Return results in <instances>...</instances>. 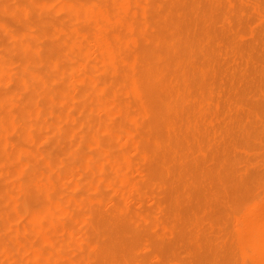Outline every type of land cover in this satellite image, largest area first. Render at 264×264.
Listing matches in <instances>:
<instances>
[{
  "label": "bare ground",
  "instance_id": "6f19581e",
  "mask_svg": "<svg viewBox=\"0 0 264 264\" xmlns=\"http://www.w3.org/2000/svg\"><path fill=\"white\" fill-rule=\"evenodd\" d=\"M21 1L0 0V12L10 22L0 20L3 40L7 43V45H4L5 42L0 44V85H5V88L8 87L7 89L3 88L4 90L0 89V264H76L74 259L71 258L76 252L71 257L69 256L71 251L67 252V245L68 243L70 245L72 238L75 237L74 239L77 242L79 241L77 239L79 237L75 235L73 237V230L75 229H72L70 223L74 216H71L72 213L70 214L69 208L77 205L79 201L86 200L89 204L92 201L85 196L77 199L74 196L67 195L65 194L66 189L62 193L57 191L59 189L57 185L66 183V179L72 174L70 170H73V167L66 163L64 154L53 157L40 150L42 146L39 147V144L44 142L52 147H60L61 141L68 140L69 149L72 152L85 150L81 153L79 151V159L77 156L74 160L75 162L78 159L80 166L84 169L85 174L82 173L81 168L76 166L77 170H81V176L90 175L89 177H92L89 181L84 180V190H96L101 185L105 188L110 186L118 193L120 187L125 185L130 190L136 191L139 189V185L133 179V176L137 175V171L133 170L136 175L131 173L132 158H130L129 150H134L137 153L131 154L134 156L133 158L136 159L135 154L138 155L139 159L148 162L149 167L154 164V160L161 158L162 172L164 170L165 173L169 170L168 165L171 163V158L166 157L165 153L166 149L171 146V141L170 144H167L162 136L155 137L152 135L155 132H153V128H158L169 135L170 132H175V127H177V125L170 124L173 119L168 122L165 113L169 109L162 105V102H165L168 96L178 97L181 102L179 100L177 102L181 104L182 100L183 103L186 102L185 99L188 100L194 94H191L194 85H192V81L195 80L196 74H199L200 71L201 76L207 70L204 72L202 69L205 65H202L203 67L199 65L198 67L195 65L196 62L186 61V59L182 62L183 60L181 61L178 57L181 52L178 45L176 49L171 51L163 46V43L169 37V34H167L168 29H175L176 23L180 24L181 22L177 18L174 19V15L183 8H180L182 0ZM198 1L200 2V0ZM199 2L196 1V3ZM183 4H185V0H183ZM184 9L185 7L181 10V15L178 16L185 17L182 12ZM194 9L191 11H194ZM184 12L191 20L188 11ZM56 14H60V17L57 15L58 18L46 20L48 15L50 17ZM150 15L151 19L147 20ZM146 16L148 17L146 18ZM183 19L182 22H185L186 18L180 20ZM11 23H14V27ZM189 23L191 22L189 21ZM183 29H181L182 31L180 28L178 30L181 32V36L179 35L181 38L182 35H185ZM178 31L177 33H179ZM177 33L172 34L175 36L178 35ZM195 33H193L194 36ZM203 34L202 38L204 39ZM205 36L206 38L209 37V33ZM174 38L178 37L175 36ZM199 39L201 40V38ZM169 41H172V39H169ZM192 42H190V45L188 41L189 48L193 45L194 42ZM191 52L194 53V48ZM6 53L14 54L18 64L15 65L10 56V58L6 57ZM192 55L197 58L195 54ZM192 55H190L191 58ZM203 56L202 58L207 59ZM195 57L192 59L193 61H196ZM183 63L184 73L181 75L183 85H178L179 75H173L172 72L170 74L169 71H172L173 66L178 67ZM34 66H40L43 70L40 71ZM206 66L209 67L207 64ZM181 72L179 67V73ZM101 73L107 76L110 73L112 76H116L117 79H115L116 77H110L112 79L108 82L106 78L101 79L103 76H98ZM198 77L196 76V78ZM125 83L126 91H129L130 94L128 100L120 98L123 92L122 84ZM179 83L182 84V82ZM200 83L202 84V82ZM201 90L204 91V87ZM204 93L207 94V92ZM204 93L203 95H205ZM208 93L210 92L208 91ZM208 97H212V94ZM199 98L201 99V97ZM196 99L198 101L197 97ZM191 100L190 98L189 101ZM194 103L191 105H196ZM200 103L203 107V103L201 101ZM191 105L190 107L187 106L188 109L191 108ZM193 106L192 110L193 108L197 110ZM206 106L204 105V107ZM180 107L182 108V106ZM182 109L185 110L186 108ZM202 109L199 107L200 112ZM206 110L208 111V108ZM206 110L204 108V111ZM200 112L198 111V115ZM173 113H171L172 116ZM188 113L185 115L184 112L183 115L188 116ZM202 113L201 116L204 114ZM192 115L191 118L195 117ZM176 117L174 118L176 119ZM189 117H186V119L188 120ZM196 117L198 118V116ZM211 117L208 118L210 122ZM182 119L180 116V122L179 120L176 122L180 124ZM194 119L196 120V118ZM208 119L206 117V121ZM93 120L95 122L94 126L91 125ZM215 121L217 120L214 119ZM191 122L194 123L195 121H190V125H188L192 130L196 126H192ZM208 122L205 124L210 125V122ZM186 125L183 126L188 129ZM212 125L214 127V124ZM197 127L196 130H199V125ZM180 129H177V132L183 131ZM206 130L207 128H205ZM197 132L199 134L200 131ZM212 132L214 133L213 130ZM181 135V138H179L183 140V135ZM212 135L211 138H213ZM202 136L200 135V140H202ZM167 137L169 139V136ZM190 137L195 136H191L190 132ZM186 139H184V143L187 141ZM191 140H194V138ZM175 144H177L176 141ZM187 144L190 145V141ZM180 146H182V143ZM182 149L184 148L182 147ZM172 150L170 149V153H172ZM157 154L163 157H158ZM175 154L173 155L175 156ZM148 174H146V177ZM76 175L79 176V174ZM141 183L139 184L142 187L143 184L141 185ZM78 184V182H74L71 187H77ZM100 191L102 193V188L98 193ZM96 199V202H98L102 198L98 197ZM259 201L261 200L259 199ZM96 202L94 201L92 204ZM100 202L98 203H103L102 200ZM110 204L112 205V203ZM96 207L98 206L94 208ZM109 211L111 210L109 209ZM120 211L121 206H118L114 209V214L118 215ZM81 212L79 211V213ZM93 215L92 212L89 213V216H86L87 221L79 215L74 221H83V224L90 222L89 226H92L91 218ZM14 218L17 219L16 223H12ZM152 218L154 219V217ZM111 219L114 220V218ZM163 220L165 221L164 218ZM110 221L109 223L112 224L113 221ZM236 221L237 244L240 249L241 264H264V202L258 206L256 205L255 208L252 206L251 209H247L241 216H237ZM150 222L163 228V232L167 227L162 219L159 222L154 220ZM109 225L107 226L109 227ZM170 225L172 227V224ZM85 226L83 227L85 228ZM93 229H96V227ZM169 229L167 228V230ZM84 232H86L84 234H87L86 229ZM160 232L162 233V231ZM83 238H80L81 241ZM97 239L95 243H89L86 239L82 243L85 242L87 247L93 246L100 250L99 240L97 241ZM81 241L79 242L81 243ZM101 241L103 242V239ZM105 243L107 242L104 241ZM84 250L81 251L85 252ZM91 250H94V248H91ZM155 252L154 254H156ZM85 256L88 260L91 258L89 254ZM85 256H81V260L85 259ZM95 256V259L99 261L98 264H104L100 252L96 253ZM106 259L108 258L106 257ZM110 264L116 263L112 261Z\"/></svg>",
  "mask_w": 264,
  "mask_h": 264
},
{
  "label": "rangeland",
  "instance_id": "374dc122",
  "mask_svg": "<svg viewBox=\"0 0 264 264\" xmlns=\"http://www.w3.org/2000/svg\"><path fill=\"white\" fill-rule=\"evenodd\" d=\"M11 1L18 2V0ZM196 1L199 2L198 0H185V4H183V0L181 1L184 6L180 3V8L185 7L184 11H188L191 20L188 19L189 16L187 13L185 14L184 11L182 12L185 17L178 16L179 14L181 15V10L183 8L178 10L174 15V19L177 18V20L181 22L178 24L176 23L178 21L175 20L176 28L168 29L167 34H169L170 38L168 37L167 41L163 43L164 48L170 51L176 49V46L178 45L181 49L178 57L181 61L183 60L182 62H184L185 59L186 61L196 62L195 65L198 67L199 65L200 67L205 65L202 69L204 72L207 70L205 74H203L204 72L202 71L203 75L201 76L200 71L198 70L199 74H196V76H199L202 80L195 76V80L193 79L194 82L192 81V85H194L191 93L194 94L190 96L188 100L185 99L186 102L184 101L183 103L182 100L181 104L179 103L181 100L178 97L169 96L165 102H162V105H165L169 109V111L165 113L168 122L173 119L170 124L177 125V127H175V132H170L169 135H166V133L158 128L152 129L153 132L155 131L152 133L153 136H162L165 138L167 144H170L171 141V146L166 149L165 153L166 157L169 159L171 158V163L168 165V173L165 172L166 175L164 170L163 172L161 170V158L154 160V164H152V162V166L149 167L148 162L139 159L134 150H129L130 158H132L130 170L134 175H136V172L134 171H137V175L133 176L132 174V176L139 185V189L136 191L130 190L125 185H122L120 187V192L117 193L110 186L105 188L100 185L102 193L101 191L98 193L100 188H97L96 190L92 189V191L89 189V192L88 190L83 189V183L84 180L89 181L92 177H89L90 175H84V169L80 166L78 161L80 153L85 150H79L80 153H78L79 151L77 150L72 152L69 149L68 140V142L66 140L61 141L59 144L60 147H52L50 144L44 142L39 144V147L42 146L40 150L53 157H58L61 154H64L66 157V163H69L68 165L73 167L74 171L70 170V173L72 174L66 179V183L57 185L59 189H63L57 190L56 187L57 191H61L60 193H62L63 190L65 191L66 189L67 192L65 191V194L74 196L77 199L85 196L90 198L92 202H96V198L98 197L102 198V204H99L101 203V200L98 201L99 203L96 202L93 204L92 202L89 204L86 200H83V202L79 201V203L82 204L78 203L69 208L70 214L72 213L71 216H74L70 223L72 229H75L73 230V237L75 235L76 237H79L77 239L81 241L80 238L87 235L88 237L86 236L83 238L81 243L85 239L89 243H95L97 238V241L99 240L100 250L93 246L87 247L85 242L84 244H81L79 241L77 242V240L74 239L75 237L71 239L72 242H70V245L69 243L67 245V252H71L69 253L70 255L67 254L71 257L72 254L76 252L73 257H71L76 264L81 261L80 264H98L99 261L95 259V255L98 252L101 253L104 264H110L112 261L116 264H241L242 262L240 249L237 244L236 218L245 213L247 209H251L252 206L255 208L256 205L258 206L264 202V0H200L199 3H196ZM193 8H195L194 11H191ZM191 12H195V15ZM57 15L60 17V14L52 15L53 17H49L48 15L46 20L49 18H58ZM148 16H146V18ZM148 18L147 20H150L151 15L150 18ZM178 18L186 19L185 22H182L184 19L180 20ZM0 20L10 23L2 12H0ZM189 21L191 23H189ZM11 24L14 27V23ZM189 24H191V26H189ZM179 28L180 30L185 28L183 29V34L185 35L182 36L186 40H184L183 37H179V35L181 36V32L178 31ZM207 30H209V37L207 36L206 38L205 35L208 34ZM177 31L179 33H177ZM186 32H188V35ZM172 33H177L178 35L175 36L178 38H174L175 36ZM193 33H195V36ZM201 33L204 35V39L202 38ZM0 34V44L5 42L4 45H7L6 41L3 40V33L1 30ZM210 37L213 39L212 41ZM199 38H201V40ZM169 39H172V41H169ZM179 39H181L182 42ZM188 41L190 45V42L192 41L195 45L192 42L194 46L192 45L191 48H189ZM183 42H186L187 44ZM192 47L194 48V53L191 52V50L193 51ZM189 53L195 54L197 58ZM201 53L207 57V59L202 58L203 55ZM190 55H192V58ZM6 57L12 59L15 65L18 64V60L14 54L6 53ZM194 57L196 61L192 60ZM206 64L209 67H207ZM181 66H173L174 69H177L174 70L171 68L172 71H169L170 74L172 72L173 75H179L178 80L179 82H182V84L177 81L178 85H183V77L181 75L184 73V63L181 64ZM179 67L180 72L183 70L181 73H179ZM34 68L39 69L40 71L43 70L40 66H34ZM108 75L109 76L106 74L102 75L101 73V75L98 76H103L101 79L106 78V81L108 82L112 79L110 77H116L112 76L110 73H108ZM115 79H117V77ZM200 82H202V84ZM52 85H54V83H52ZM124 85H126V83L122 84L123 92L122 97L120 95V98L128 100L130 94L128 93L129 91H126L127 89ZM196 86L198 87L196 88ZM199 86L201 88L204 87L205 90H201ZM5 87V85H0L1 90L8 88ZM208 91L210 93H208ZM202 92H207V94L204 93L205 95H203ZM211 94L212 97H208L211 96ZM194 95L195 97L193 98ZM205 96H207V98H205ZM196 97L198 98V101H196ZM199 97H201V99ZM190 98L192 99V102L189 101ZM177 100H179V102H177ZM200 101L203 103V107H201L202 104ZM185 103L187 105H184ZM192 103L196 104L194 106L199 112V107L200 109L203 108V111L204 108L205 110L208 108V111L206 110L203 112L201 110L198 115V111L195 108L192 110ZM198 104L201 105L197 106ZM190 105L191 108L188 109ZM204 105H209L210 107H204ZM180 106L186 109L183 110ZM184 112L185 115L189 112L188 116L183 115ZM171 113H173V116L176 114L174 116H177L176 119ZM193 113L194 115H192ZM201 113L203 114L202 116ZM178 114L181 116V119L183 117L180 124L176 122L177 120L180 122V116ZM191 115L195 117L191 118ZM196 116H198V118ZM186 117H189L190 120L189 118L187 120ZM206 117L207 119L211 117V122L208 119L210 125L205 124L208 122L206 121ZM194 118H196V120ZM214 119L217 121L214 122ZM218 119L220 120L219 125ZM94 120L91 122V125L93 124V126L95 123ZM193 120L195 122L199 121V123L197 124L196 122V125L195 122H191L192 126H196L195 129L193 128L191 130L188 125H190V121ZM183 122H185V125L187 122L186 126L188 129L183 126ZM212 124H214V127ZM198 125L199 130H196ZM176 128L178 130L181 128L180 130L183 131L177 132ZM205 128H207L206 131L208 132L205 131ZM197 131H200L201 133L199 132L198 134ZM190 132L191 136L194 135L199 138H196V140L195 137H190ZM202 132L205 135H203ZM207 133L208 135H206ZM181 134L184 137H182L183 140L180 139ZM200 135H203L202 140H200ZM211 135L214 139L211 138ZM167 136H169V139ZM206 136L210 138H206ZM186 138L189 139L187 140ZM193 138L194 140H191ZM184 139L187 140L185 143ZM175 141L177 144H175ZM189 141L191 144L193 143V145L187 144ZM179 142L182 143V146H180L181 143ZM64 147L66 148L64 149ZM182 147L184 149H182ZM169 148L171 150L173 148L175 151L172 150V153H170ZM187 150H190L191 152H188ZM177 151H179L178 155ZM183 151L186 153H183ZM134 153H136V159L132 156ZM160 154H157V156L163 157L162 155L159 156ZM173 154H175V156ZM77 156L78 162H74ZM76 166L82 169L84 177L81 176V170L78 169V171ZM76 174H79L81 177ZM146 174H148L147 177ZM74 182L79 183L77 186L78 188L71 187ZM139 183L144 186L142 185L141 187ZM94 192H97L98 194ZM93 193L98 196H95ZM102 196L106 198L108 197V200ZM259 199L261 201H259ZM110 203H112V205ZM95 206L98 207L94 208ZM118 206H121V211L120 214L116 215L114 214V209ZM109 209L111 211H109ZM79 211L81 213H79ZM91 212L94 214L91 218L92 226H89L90 222L83 224V221H74L79 215L86 219V216H89V213ZM100 212L102 213L100 214ZM102 217L103 221L105 220L104 222L102 221ZM117 217L118 219H116ZM152 217H154V219ZM111 218H114L115 221ZM161 219L167 226L164 229V232L162 230L163 228L155 226L150 222L152 220L159 222ZM87 220L88 219L85 221ZM109 221H113L112 224L109 223ZM14 222H17L16 218L12 220V223ZM170 224H172V227ZM84 225H86L85 228L83 227ZM107 225H109V227ZM95 227L96 229H93ZM81 228L84 231L86 229L87 234H84L86 232H82ZM167 228L170 229L167 230ZM155 229H160L159 231H162V233H159V231ZM154 230L158 232H155ZM78 235H81L82 237ZM102 239L103 242L101 241ZM104 241L107 242L105 243L106 245L104 244ZM73 242L76 243L73 244ZM72 246L78 251H73ZM91 248H94V250H91ZM82 249H85V252H82ZM154 252L156 254H154ZM107 253L109 254V257L107 256ZM88 254L91 257L89 260L86 259L87 256H85ZM83 255L86 260L84 258L81 260V256ZM105 256L108 259H106ZM90 260L93 261L91 262ZM102 260L100 259V262Z\"/></svg>",
  "mask_w": 264,
  "mask_h": 264
}]
</instances>
